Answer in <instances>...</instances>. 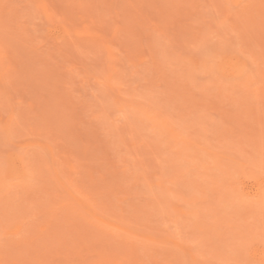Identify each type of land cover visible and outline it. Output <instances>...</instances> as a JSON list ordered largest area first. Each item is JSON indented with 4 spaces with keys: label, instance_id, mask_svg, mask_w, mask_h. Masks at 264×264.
Instances as JSON below:
<instances>
[{
    "label": "rangeland",
    "instance_id": "obj_1",
    "mask_svg": "<svg viewBox=\"0 0 264 264\" xmlns=\"http://www.w3.org/2000/svg\"><path fill=\"white\" fill-rule=\"evenodd\" d=\"M0 264H264V0H0Z\"/></svg>",
    "mask_w": 264,
    "mask_h": 264
}]
</instances>
